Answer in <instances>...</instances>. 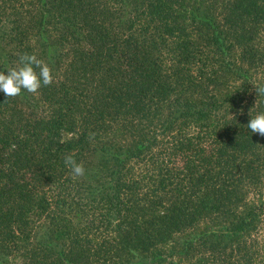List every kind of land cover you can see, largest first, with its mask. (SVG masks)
I'll return each mask as SVG.
<instances>
[{"label":"trees","instance_id":"1","mask_svg":"<svg viewBox=\"0 0 264 264\" xmlns=\"http://www.w3.org/2000/svg\"><path fill=\"white\" fill-rule=\"evenodd\" d=\"M19 4L0 70L53 82L0 92V264H264V0Z\"/></svg>","mask_w":264,"mask_h":264},{"label":"clouds","instance_id":"2","mask_svg":"<svg viewBox=\"0 0 264 264\" xmlns=\"http://www.w3.org/2000/svg\"><path fill=\"white\" fill-rule=\"evenodd\" d=\"M52 82V68L35 54L25 53L19 58V66L0 70V92H3L6 97H16L22 90L35 94L42 85L48 86ZM256 91L258 95L264 94V87L256 88ZM247 127L252 133L264 137V112L251 117ZM64 162L71 167L75 177L85 174L83 163H77L72 155L66 156Z\"/></svg>","mask_w":264,"mask_h":264},{"label":"rangeland","instance_id":"3","mask_svg":"<svg viewBox=\"0 0 264 264\" xmlns=\"http://www.w3.org/2000/svg\"><path fill=\"white\" fill-rule=\"evenodd\" d=\"M19 1H21V0H15L13 2H10L9 0H0V9L4 10V12H6L5 14H7L8 12H10L12 6H19L20 9H21V6L19 4ZM23 3L25 5V7L28 6V4H27L26 1H24ZM23 10H24V8H23ZM263 52H264V50H263ZM234 82L235 81L232 78V76H228V77H226V79L224 80V82L220 85V87L218 88V90L219 91L220 90H224L225 93L231 92L232 91V87L235 85ZM71 135H72V133H70V132H62V140L64 138L70 137ZM96 160L94 161V163L96 162ZM133 166H134L135 170L137 171L138 168H139L138 163H136L135 161H133Z\"/></svg>","mask_w":264,"mask_h":264}]
</instances>
